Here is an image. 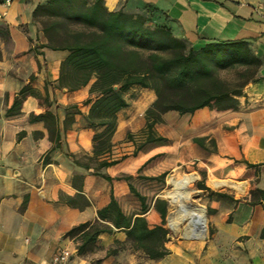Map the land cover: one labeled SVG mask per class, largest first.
Returning a JSON list of instances; mask_svg holds the SVG:
<instances>
[{"label": "crops", "instance_id": "obj_1", "mask_svg": "<svg viewBox=\"0 0 264 264\" xmlns=\"http://www.w3.org/2000/svg\"><path fill=\"white\" fill-rule=\"evenodd\" d=\"M48 1L0 0V264H52L63 249L72 252L65 264H264V199L251 202L252 189L264 190V0H104L111 11L138 14L153 8L159 21L195 49L212 41L246 40L262 65L235 109L217 116L208 108L167 112L151 131L162 139L151 142H146L145 113L156 93L132 87L112 138V157L126 158L102 168L90 161L94 136L103 129L91 127L86 118L89 107L83 102L90 86L59 87L68 52L42 46L47 38L34 10ZM26 85L38 96L27 95L20 111L10 114ZM74 104L79 112L70 107ZM46 112L54 115L55 140L45 120H32ZM68 118L73 120L66 127ZM189 165L207 173L211 186L212 178L226 180L231 186L223 188L234 191L203 192L209 221L205 239L176 241L169 233V253L153 259L134 247L130 228L99 218L113 194L127 217L145 216L151 227L161 224L154 204L163 197L149 198L136 180L161 182L145 177ZM130 184L146 197L145 209ZM97 219L109 230L92 250L78 254L80 237L66 234Z\"/></svg>", "mask_w": 264, "mask_h": 264}, {"label": "trees", "instance_id": "obj_2", "mask_svg": "<svg viewBox=\"0 0 264 264\" xmlns=\"http://www.w3.org/2000/svg\"><path fill=\"white\" fill-rule=\"evenodd\" d=\"M34 18L40 22L47 38L42 46L68 52L61 65L59 87L74 91L90 86L89 97L83 102L89 107L86 118L91 127L103 128L94 136L90 158L98 168L115 165L126 158L125 155L112 157V138L118 126V113L128 106L126 94L132 87L141 86L156 93V100L145 113L149 131L146 142H151L162 139L154 137L151 131L155 124L164 122L167 112L184 115L208 108L217 116L235 109L237 97L257 79L262 65V59L246 40L212 41L195 49L159 21V13L150 7L148 13L135 14L123 9L111 11L104 0H49L36 7ZM19 94L8 111L10 114L20 111L27 95L38 96L30 85ZM70 107L80 111L78 104ZM33 119L45 120L50 138L55 140L51 112L32 115ZM72 120H66V127ZM196 142L201 144L202 140L196 139ZM84 167L90 168V165L84 163ZM166 175L145 178L163 182ZM197 186L211 193L205 180ZM130 189L145 209L146 197L131 184ZM218 194L228 197L226 193ZM251 195V202L256 203L260 197L264 199V190L254 188ZM154 207L163 220L153 227L145 216L134 220L127 217L113 194L110 203L98 214L100 219H108L116 227L130 228L134 247L156 259L169 253L166 247L170 233L166 221L169 202L157 198ZM107 230L97 219L73 227L66 235L80 237L77 251L81 255L92 250L98 237Z\"/></svg>", "mask_w": 264, "mask_h": 264}, {"label": "bare ground", "instance_id": "obj_3", "mask_svg": "<svg viewBox=\"0 0 264 264\" xmlns=\"http://www.w3.org/2000/svg\"><path fill=\"white\" fill-rule=\"evenodd\" d=\"M199 177L198 174H186L182 177L170 175L171 182L175 189L168 192L172 202L176 204L177 210L169 217L170 227L178 231L180 225L186 222L185 236L190 239H205L207 237V214L203 206L191 202L194 192L193 184ZM215 187H230L226 180L212 178ZM185 228V227H184Z\"/></svg>", "mask_w": 264, "mask_h": 264}, {"label": "rangeland", "instance_id": "obj_4", "mask_svg": "<svg viewBox=\"0 0 264 264\" xmlns=\"http://www.w3.org/2000/svg\"><path fill=\"white\" fill-rule=\"evenodd\" d=\"M138 94V91L134 92V96H136ZM198 174L199 177L195 180L194 184H193V188L195 189L193 194H192V198H191V202L196 204V205H200L203 206L206 210V214H207V209L205 206V197L203 195V192L205 190L199 189L197 184L198 182H200L201 180H205V182L207 183V185L210 188H215L213 186L210 185V179L207 176V173H205L204 171H200L198 170L195 165H189V166H185L184 168H177L171 172H169L166 177H165V181L163 182H149L147 180H141V181H137L136 180V184L138 186V188L142 191V192H146L147 196L149 198L154 197L156 194L161 195L163 198L167 199L170 205V212L167 216V226L170 230V236L171 239L174 240H182V239H188L185 236V229H186V222L182 223L180 225V228L178 231H174L171 227H170V223H169V217L170 215L175 212L177 210V206L175 203L172 202L171 198L168 196V192L172 191L173 189H175V186L169 182V176L170 175H175L176 177H182L183 175L186 174ZM205 173V174H204ZM216 189H223V190H227V191H231L234 193V191H232L231 189L228 188H216ZM174 191V190H173ZM207 218H208V214H207ZM185 227V228H184ZM209 234V221L207 222V235Z\"/></svg>", "mask_w": 264, "mask_h": 264}, {"label": "built area", "instance_id": "obj_5", "mask_svg": "<svg viewBox=\"0 0 264 264\" xmlns=\"http://www.w3.org/2000/svg\"><path fill=\"white\" fill-rule=\"evenodd\" d=\"M72 255V252L67 249L60 250L56 252V254L53 257V262L52 264H65L68 262Z\"/></svg>", "mask_w": 264, "mask_h": 264}, {"label": "water", "instance_id": "obj_6", "mask_svg": "<svg viewBox=\"0 0 264 264\" xmlns=\"http://www.w3.org/2000/svg\"><path fill=\"white\" fill-rule=\"evenodd\" d=\"M117 88V87H116ZM170 177V176H169ZM169 238H171V236L169 237Z\"/></svg>", "mask_w": 264, "mask_h": 264}]
</instances>
